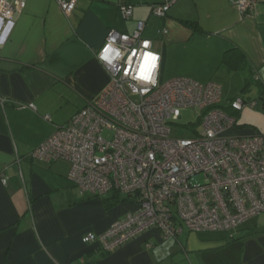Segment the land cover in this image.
Returning <instances> with one entry per match:
<instances>
[{
    "label": "crops",
    "instance_id": "crops-1",
    "mask_svg": "<svg viewBox=\"0 0 264 264\" xmlns=\"http://www.w3.org/2000/svg\"><path fill=\"white\" fill-rule=\"evenodd\" d=\"M19 1L25 6L11 22L0 18V264H264L260 214L214 238L183 225L175 236L148 228L104 252L83 235L105 231L136 204L105 207L104 195L79 194L66 162L47 163L31 154L107 85L109 74L96 52L109 29L131 33L137 20L145 21L143 35L160 54V76L176 68L175 77L208 82L224 50L236 45L254 69V81L264 86V0H253L245 15L230 0H176L164 18L150 12L161 0H128L134 3L129 19L121 17L120 0H76L69 14L56 0ZM164 28L165 34L159 31ZM203 39L204 55L195 47ZM230 72L244 81V71Z\"/></svg>",
    "mask_w": 264,
    "mask_h": 264
},
{
    "label": "built area",
    "instance_id": "built-area-1",
    "mask_svg": "<svg viewBox=\"0 0 264 264\" xmlns=\"http://www.w3.org/2000/svg\"><path fill=\"white\" fill-rule=\"evenodd\" d=\"M56 1L66 14L76 2ZM175 1L152 3L151 15L164 18ZM230 2L240 15L255 4L253 0ZM24 6L19 0H0V18L11 22ZM118 9L123 19L133 15L132 5L121 3ZM144 27L145 21L137 20L131 33L107 31L96 58L110 36L124 53L114 67L97 59L109 74L107 85L31 153L47 163L66 162L67 177L80 195L116 190L135 197V211L103 232L83 235L84 242H98L105 252L148 228L165 236H175L180 224L194 232H229L264 213V133H235L236 118L222 108L224 104L240 111L246 101L236 96L226 104L216 81L201 83L181 76L161 81L160 61L155 87L125 76L126 70L136 74L138 57L144 51L158 53L152 40L143 35ZM159 31L167 32L165 28ZM144 41H150L149 49L141 48ZM133 49L138 56L132 57L129 66L126 62ZM142 88L149 90L142 93ZM26 106L34 108L32 103ZM189 107L199 109L197 123L183 125L190 135H172V125ZM197 175L202 182L191 183Z\"/></svg>",
    "mask_w": 264,
    "mask_h": 264
},
{
    "label": "rangeland",
    "instance_id": "rangeland-1",
    "mask_svg": "<svg viewBox=\"0 0 264 264\" xmlns=\"http://www.w3.org/2000/svg\"><path fill=\"white\" fill-rule=\"evenodd\" d=\"M207 42L206 40L198 41L195 44V47L202 50V54L204 55V52L207 48ZM219 69H215L214 73L210 74L208 77L211 81H217L222 86V98L223 101L227 104L228 101H230L232 98L236 96H241L246 101V106L243 107L240 111H238L235 115L237 123L239 124H245L246 129H252L257 130L260 133H264V108L262 106V101L256 100L257 94L254 91L256 88L255 82H251L249 85V89H246L244 91L241 90L243 87V82H239V77H242V74L240 76H234L231 77L227 73H231L228 71L225 72V68L221 66V64L218 65ZM174 68V67H173ZM176 71L178 69L174 68ZM173 69L166 68V70L161 72L160 80L165 81L169 78L175 77L174 74H176V71ZM226 73V74H225ZM214 76V78H213ZM192 79V78H191ZM197 80V79H194ZM208 80V81H209ZM198 81V80H197ZM202 82V81H199ZM206 82V81H205ZM256 97V98H255ZM256 101V105L251 106V102ZM199 119V109L194 107H189L186 109H183L181 111V117L176 121L175 125H172V135L177 136H189L190 133L186 130V128L183 127V125H188L190 123H196ZM202 182V178L200 175H197L195 177H192L191 183L198 184ZM105 196V195H104ZM259 217H264V213L260 214ZM262 223V222H259ZM202 235L207 236L208 238H214V236H221L222 232L217 230H207L205 232H201ZM249 236H246V238ZM254 237V236H252ZM232 253V252H231Z\"/></svg>",
    "mask_w": 264,
    "mask_h": 264
},
{
    "label": "trees",
    "instance_id": "trees-1",
    "mask_svg": "<svg viewBox=\"0 0 264 264\" xmlns=\"http://www.w3.org/2000/svg\"><path fill=\"white\" fill-rule=\"evenodd\" d=\"M137 1L139 3L141 2V0H137ZM121 3L129 4L132 6L134 5V3H131L128 0H120L119 4ZM184 23L189 26H196L195 22L193 21H184ZM260 31H261V35H262L263 42H264V24H261ZM220 64L221 66L227 68L229 71H236V70L244 71L245 72L244 81H243V87L241 88V90L244 91L246 89H249L250 83L254 81L255 71L254 69H252L251 65L249 64V61L247 60V56L245 55L244 51L241 48H239L236 45H231L227 47L223 52ZM254 82L257 88V98L256 97L255 98L256 100L263 102L264 86H262V84L259 82H256V81ZM252 102H255V105L257 104L256 101H252ZM222 108H224L227 113L233 115L234 117L236 113L238 112L232 109L230 106H225L224 104L222 105ZM245 127H246L245 124L235 123L234 131L241 130ZM253 132H259V131L253 130ZM134 199L135 197L131 194H125V193L118 192L116 190H112L104 196L103 203L105 207H112L115 204L122 202V201H129V202L133 201L134 202ZM181 225L182 224H180V226ZM91 263H92L91 261H84L78 264H91Z\"/></svg>",
    "mask_w": 264,
    "mask_h": 264
},
{
    "label": "clouds",
    "instance_id": "clouds-1",
    "mask_svg": "<svg viewBox=\"0 0 264 264\" xmlns=\"http://www.w3.org/2000/svg\"><path fill=\"white\" fill-rule=\"evenodd\" d=\"M122 39H127L122 38ZM3 40L0 38V43ZM150 41H144L141 44L142 49L150 48ZM124 53L117 47H115V38L109 37V42L104 45L101 49L100 53L97 56V59L107 66H115L116 63L123 59ZM138 56L137 50L133 49L131 54L129 55V60L126 62L127 65H132V57ZM160 56L158 53H153L151 51H144L142 56L138 57V64L136 69V74L131 75L129 71H125V76H131V79L135 81L137 84H145L151 85L152 87L156 86V77L159 67ZM264 72V69L261 70ZM148 88H142L141 92H147ZM171 243H174L172 241Z\"/></svg>",
    "mask_w": 264,
    "mask_h": 264
}]
</instances>
